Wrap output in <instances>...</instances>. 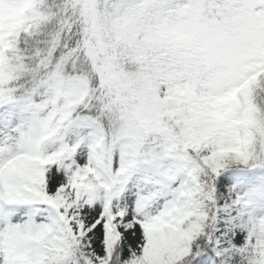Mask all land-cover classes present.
I'll list each match as a JSON object with an SVG mask.
<instances>
[{"label": "snow or ice", "instance_id": "snow-or-ice-1", "mask_svg": "<svg viewBox=\"0 0 264 264\" xmlns=\"http://www.w3.org/2000/svg\"><path fill=\"white\" fill-rule=\"evenodd\" d=\"M0 264H264V0H0Z\"/></svg>", "mask_w": 264, "mask_h": 264}]
</instances>
